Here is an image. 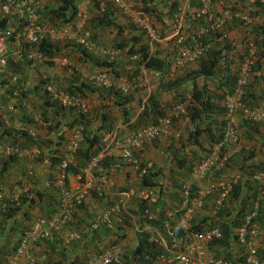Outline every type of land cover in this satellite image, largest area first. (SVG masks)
Masks as SVG:
<instances>
[{
	"label": "crops",
	"instance_id": "0c3cea01",
	"mask_svg": "<svg viewBox=\"0 0 264 264\" xmlns=\"http://www.w3.org/2000/svg\"><path fill=\"white\" fill-rule=\"evenodd\" d=\"M59 4V0H36L35 4L42 26L41 40L53 45L51 58L27 59L17 38L18 20L0 14V28L9 34L7 63L0 72V104L7 109L3 115L5 125L0 122V144L20 151L18 155L0 151V208L14 202L19 206L9 216L0 213V264H21L23 259L13 258L19 232L57 211L59 189L49 180L56 173V167L49 166L45 160L52 155L66 154L77 127L83 130L82 140V134L87 138L94 135L98 142L84 154L88 144L79 145L80 139L81 150L68 155L70 169L66 187L74 188L84 169L92 174L106 173L111 185L100 193L91 191L52 239L28 248L27 255L35 264H82L92 256L105 255L114 245L122 254L112 264H141L132 254L139 232L146 233L158 254L164 256V260H157L155 264H175L173 254L176 252H184L193 259L212 256L232 264H246L245 248L235 242L239 223L236 227L231 225L236 213L243 217L256 205L259 209L256 226L264 221V182L257 184L251 180L252 174L264 165V120L245 123L238 115L229 116L225 110L202 112L199 101L208 100L222 107L223 96L228 90L229 93L234 90L248 46L256 44L252 38H246L245 42L239 40L255 33L264 22V3L261 0H211L208 17L193 20L190 13L196 9L197 0H75L73 14L69 8L63 11L65 22L62 17L44 13ZM77 12L82 16L76 15ZM244 15L248 17L246 22L241 21ZM105 19L109 20V25L103 24ZM208 20L222 25L219 31L204 37L208 50L198 59H187L182 66H176L175 34L194 32ZM50 30L58 39H53ZM83 35L88 36L90 47L82 48L77 44ZM132 37L137 38L132 46L134 54L127 51ZM120 42L124 46L117 48ZM140 49L147 57L164 60L165 67L160 70L145 67L137 52ZM211 50L220 51V56L225 54L226 63L223 65L218 59L209 78L189 77L198 70L200 59ZM62 58L66 64L60 62ZM98 71H107L111 88L87 82V77ZM186 76L189 78L178 87L165 90L161 86V83ZM48 85L57 93L69 91L71 104L62 111H44V88ZM119 86L127 87V93H121ZM154 96L164 114L157 119L170 118L166 133L145 141L138 148H129L130 160L153 165L150 185L144 186L134 165L122 159L121 152L127 147L131 130L149 122L146 107ZM244 97L257 113L259 101L264 97V58H258L257 54ZM187 103L195 111V118L186 113ZM101 113L107 117L112 133L106 140H103L105 134L97 130ZM73 119L84 122L85 126L73 124L68 128L67 124ZM228 123L235 128L236 143L230 147H236V152L221 170L214 171L207 179L192 182L191 169L220 139L221 129ZM194 129L198 130L197 134L193 133ZM105 158L112 161L102 166L99 162ZM28 172L32 174L28 176ZM218 181L232 184V188L237 186V196L232 198V191L224 196L220 189L211 191L189 222L190 231L204 233L222 224L223 229H230L231 236L223 238L221 235L220 240L224 241L219 242L204 238L186 244L184 233L178 227L182 214L175 212L184 189L190 187L199 192L205 190L209 182ZM144 194L148 197L146 206L151 218L148 222L140 220L138 215ZM20 198L23 202L18 204ZM117 206L119 221L111 213ZM104 212L110 213L108 221L92 229L90 223ZM164 224L175 231L174 247L165 238ZM197 224L199 228L192 230L191 226ZM248 243L258 248L259 264H264L259 238L248 239Z\"/></svg>",
	"mask_w": 264,
	"mask_h": 264
},
{
	"label": "built area",
	"instance_id": "2783aa9c",
	"mask_svg": "<svg viewBox=\"0 0 264 264\" xmlns=\"http://www.w3.org/2000/svg\"><path fill=\"white\" fill-rule=\"evenodd\" d=\"M264 3V0H261ZM198 5L195 10L190 13L193 20H200L207 18L209 15V8L211 0H197ZM36 0H0V14L10 15L15 17L19 24L20 30L17 35L20 41V48L27 59L37 60L41 58V54L36 50L35 45L41 41L42 26L36 14L35 5ZM123 7V6H121ZM76 15L82 16L81 12H77ZM247 15L241 17V21L246 22ZM222 25L219 21L208 20L205 24L200 25L198 29L189 34H182L177 32L173 39V48L176 49V55L174 57V63L176 66H182L187 59L195 60L201 57L207 50L208 46L204 42V37L210 33H215L221 29ZM177 31V29H176ZM264 35V22H262L255 32V34ZM50 34L54 40L58 39L56 34L50 30ZM8 40L9 34L6 29L0 28V72L5 68L7 63L8 54ZM77 44L82 48L90 47L88 36L83 35L77 41ZM182 47V49H181ZM247 57L239 69V76L236 80V86L231 93H226L222 99V106L225 112L229 116L238 115L240 119L245 123L260 122L264 120V97L259 101L257 106L258 112L255 113L253 109L248 106V103L244 101V88L247 85V78L252 72V68L255 62V57L258 51L257 44H250L248 46ZM62 64H66L65 58L60 60ZM87 82L102 88H111L112 83L107 76L106 71H99L93 73L87 77ZM118 89L121 93H127V87L119 86ZM44 91L47 93L51 101H56L59 106L67 107L71 104L72 95L68 92H54L51 86H46ZM178 108H175L177 111ZM7 109L0 104V122L5 125V118L3 117ZM170 118L164 117L157 119L155 123L147 125H140L134 127L127 140V147L122 149L121 157L124 160L129 161L134 165L141 178L147 176L153 171V165L151 162L137 163L130 160L129 148H138L145 141L153 140L158 135L166 133V126L169 125ZM81 127H77L74 130L73 139L68 143L67 152L64 155L58 165L56 173L53 175L51 181L56 184L59 189V199L57 203V211L47 218H39L28 229L21 230L18 235L14 250V259H23L21 264H35L32 257L27 255L28 248L36 245L40 241L45 239H52L59 228L66 224L74 212V209L79 207L85 197L89 195L91 191L100 193L103 188L111 185V180L104 173L92 174L88 172V169H84L78 176L76 186L74 188L66 187V173L68 165L70 164L69 156L73 154L78 147V142L81 139ZM112 136L111 132H107L103 137V140ZM236 143L235 128L232 124L228 123L222 127L220 139L212 144L208 151L195 167H193L189 173L190 180L192 182L201 181L207 179L214 171L221 170L227 163L230 157L236 152V147H230ZM0 151L6 155H18L20 151L13 146H6L0 144ZM92 163V162H90ZM32 173L28 172V176ZM251 180L257 184L264 182V165L263 167L252 174ZM232 184H224L220 181L209 182L206 189L199 192H194L190 187L184 189L182 200L179 204V208L175 212H181L182 216L178 221L179 229L184 233V240L186 244H190L193 241H200L204 238L208 240H218L221 238V233L217 228H209L204 233H194L190 231V221L196 210H198L203 199L207 197L211 191L220 189L221 195L228 194L231 190ZM2 187L0 186V194ZM129 195H133V192H129ZM117 221H119V207L112 209ZM147 220L150 219L148 212ZM109 212H104L102 215L96 217L91 223L90 227L95 229L99 223L107 222L109 219ZM258 217V207L253 206L249 213H247L240 221L236 232L235 242L245 248V263L246 264H259L258 248L248 243V239L259 238L261 241V254H264V221L257 227L255 220ZM165 238L171 247L176 244V234L167 224L163 225ZM191 232V233H190ZM121 251L117 246H113L111 251L107 252L103 256H92L86 262L82 264H112L120 257ZM157 260H164L163 255H156L154 260L150 264H155ZM173 261L175 264H232L231 262L222 258H216L209 256L206 259H193L184 252H176L173 254Z\"/></svg>",
	"mask_w": 264,
	"mask_h": 264
},
{
	"label": "trees",
	"instance_id": "16d2710c",
	"mask_svg": "<svg viewBox=\"0 0 264 264\" xmlns=\"http://www.w3.org/2000/svg\"><path fill=\"white\" fill-rule=\"evenodd\" d=\"M74 1L75 0H59L60 4H59V6L56 9L47 10V11H44V13L46 15H48V16H52V17H55V18L62 17V21L65 22L66 19H65L64 15H63V11L69 8V9H71V14H73V9H74V4L73 3H74ZM35 8H36V6H35ZM36 14L38 15L37 11H36ZM38 19H40V16H38ZM103 24L109 25L110 22H109V20L105 19ZM246 38H248V39L252 38V39L255 40L256 44L258 45V51H257L258 58H260V57L264 58V35L257 34V33L256 34L255 33H249V34H246L244 37H242L239 41L240 42H245L247 40ZM130 40L132 42V45L128 47L127 51H128V53L134 54L136 51L133 50L132 46L137 41V38L136 37H132ZM123 46H124V44L122 42L116 44L117 48H121ZM227 47H229V46L227 45ZM35 48L41 54V56H44V57H47V58H51V56L54 54L53 53V45L51 43L45 42L43 40L38 42L35 45ZM137 52H140L139 58L142 61V63L144 64L145 67L153 69V70H160V69H162V66L165 67V61L164 60H159V59H157L155 57H147V55H146V53L144 52L143 49H140ZM219 53H220V51H214V50H211L210 52L208 51L206 53L205 58L200 59L198 70L195 71L194 73H192V75H190L189 77L203 76L205 78H207V77L209 78L210 76H212L214 71H215L214 69L217 66L218 59L219 60L221 59L223 65L226 63V55L224 54L223 56H220ZM104 65L107 66L106 63H104ZM161 71H163V70H161ZM226 74H227V69H226ZM189 77L186 76V77H183V78L176 79L174 81L164 82V83H161V86L165 90H169V89H172V88L180 86ZM90 85H93V84H90ZM64 92H68L69 94H71L67 90L64 91ZM227 92L229 93L230 90H228ZM44 93H45V95L43 96V105L45 107L44 111H48L49 113H52V112H55V111L56 112L57 111H62V109L64 107L59 106L56 101H51V99L49 98L47 93L45 91H44ZM153 98L154 99H152L150 101V106L148 105L146 107L149 110L146 113V116L149 115L147 117L148 121H149L147 124L155 123L157 118H159V117L164 115L161 105L158 103V101L156 100L155 96ZM244 99H245V97H244ZM199 105H200V107L202 109V112H206V110H208V112H221V111H224V108H222L223 106L219 107L217 105H214L213 103H210L208 100L199 101ZM146 108H145V111H146ZM185 111H186V113H188L191 116V118H195L196 117V113L193 110V108H191L189 106V103H187V105L185 107ZM125 120L126 119L124 117L123 121H125ZM73 124L74 125L75 124L76 125L77 124H81L82 126H85L84 122H79L78 123L77 120L73 119L70 123L67 124V127L71 128V125H73ZM97 130H101L103 134H106L107 132H110L109 121H108L107 117L105 116V114H103V113L100 114V125L98 126ZM82 132H83V130L81 131V133ZM193 133L197 134L198 130L194 129ZM194 134H192V135H194ZM82 137H83V140L81 139L79 145L82 144V142H86L88 144V148L85 149V151H84V154H86L87 150L89 148H91L94 144H97L98 140H97V137H95L94 135L91 138H87V137L84 136V134H82ZM79 147L80 146H78L76 151H80L81 150V148H79ZM206 153H205V155H206ZM64 154L62 156L61 155H59V156L58 155H56V156L52 155L50 158L46 159L45 162L48 163L49 166H54L55 165L56 170H57V165H58L59 161L62 158H64ZM205 155L203 157H205ZM203 157L198 161V163L200 161H202ZM229 160H228V162H229ZM108 161H112V159L111 158H105V159L100 160L99 163L102 166H105V164H107ZM69 169L70 168H69V165H68L67 172H68ZM0 172H1V169H0ZM153 175L154 174L151 171L147 176L143 177L142 178V184L144 186L150 185V178ZM49 180H51V177H49ZM66 181H67V173H66ZM66 181H65V184H66ZM52 183H53V181H52ZM53 184H55V183H53ZM256 188L257 187H255V189ZM230 191H232L231 192L232 198L237 196V186H234L233 188H231ZM230 191L228 193H230ZM147 199H148V197L144 194L142 196V199L140 200L139 208H138V215H139L140 220H143V221H146V222H148L150 220V219L147 220V218H146L147 215L145 213V212H148V207L146 206V204L148 202ZM21 202H23V201H21V198H20L18 204H21ZM18 208H19V206L17 205V203L14 202V203H11V204H8V205H4L2 208H0V213L2 215L9 216L10 214H12L15 211H17ZM242 218L243 217H242L241 214H239V212L236 213L235 216L233 217V219H234L233 225H231V226L232 227H236L238 225V223L240 224V221H241ZM257 218H259V209H258V217ZM198 223L200 224V222H198ZM191 227H192L191 229L194 230L196 228H199V225L198 224L197 225H192ZM216 228L220 231V233H221L223 238L231 236V235H229L230 234V229H228L226 227H224V229H223L222 228V224H219ZM137 239H138L137 245L135 246L134 250L132 251L133 258L138 263L150 264L154 260L155 256L158 255V251H157L156 245L154 243H152L151 241H148L147 235L144 232H139L137 234ZM219 241H224V240L218 239V242Z\"/></svg>",
	"mask_w": 264,
	"mask_h": 264
},
{
	"label": "clouds",
	"instance_id": "9594fccd",
	"mask_svg": "<svg viewBox=\"0 0 264 264\" xmlns=\"http://www.w3.org/2000/svg\"><path fill=\"white\" fill-rule=\"evenodd\" d=\"M98 72H99V71H98ZM106 72H107V71H106ZM101 88H102V87H101ZM44 89H45V88H44ZM221 130H222V129H221ZM220 137H221V136H220ZM104 174H106V173H104ZM204 199H205V198H204ZM204 199H203V202H204ZM202 205H203V203H202ZM202 205H201V207H202ZM201 207H200V208H201ZM200 208H199V209H200ZM199 209H198V210H199ZM196 211H197V210H196ZM196 211H195V212H196ZM195 212H194V214H195ZM148 213H149V212H148ZM194 214H193V216H194ZM193 216H192V218H193ZM150 219H151V218H150ZM189 230H190V229H189ZM121 254H122V253H121Z\"/></svg>",
	"mask_w": 264,
	"mask_h": 264
}]
</instances>
